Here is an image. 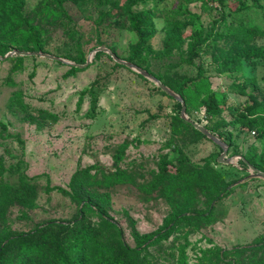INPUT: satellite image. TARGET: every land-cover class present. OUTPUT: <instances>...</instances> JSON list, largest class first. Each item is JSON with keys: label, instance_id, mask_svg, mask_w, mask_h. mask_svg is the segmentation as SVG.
<instances>
[{"label": "rangeland", "instance_id": "1", "mask_svg": "<svg viewBox=\"0 0 264 264\" xmlns=\"http://www.w3.org/2000/svg\"><path fill=\"white\" fill-rule=\"evenodd\" d=\"M19 2L17 26L0 6V241L49 225L61 240L90 232L132 264H230L220 249L264 234V179L249 162L264 139L230 111L252 105L251 96L264 101V0ZM134 13H147L138 31ZM100 48L173 92L200 72L186 90L187 118L222 145L182 124L177 100L153 79ZM15 52L30 55L4 60ZM215 105L221 113L208 118ZM225 149L229 164L219 161ZM164 158L173 173L184 169L189 189L158 184ZM78 177L88 179L78 186ZM227 185L230 195L218 201ZM88 204L104 207L122 233ZM175 211L185 218L171 237L138 255L136 233L156 232ZM205 212L211 218L202 221ZM18 246L11 242L7 256ZM252 259L264 261V252L241 253L234 264Z\"/></svg>", "mask_w": 264, "mask_h": 264}, {"label": "trees", "instance_id": "2", "mask_svg": "<svg viewBox=\"0 0 264 264\" xmlns=\"http://www.w3.org/2000/svg\"><path fill=\"white\" fill-rule=\"evenodd\" d=\"M0 6L6 8V12L9 14L12 22L16 24L14 26L20 25L23 22L24 17L22 13V5L19 0H0ZM132 15V27L138 31L142 23L146 20L147 13H134ZM196 35L197 36H195V38L197 39V41H195V43H193L190 47L192 58L196 53V49L200 45L198 40H200L201 34L196 33ZM146 41V38L141 35V42L139 47L144 45ZM102 54L104 55L105 52L99 53V55ZM259 55L264 56V49ZM108 56L111 59V55ZM77 71H79L78 68H73L70 74H75ZM140 76L145 79L142 75ZM201 78L202 74L199 72L197 76L188 77L183 81L182 85L174 89L175 92L181 95V98L184 100L187 111L190 101V98L187 97V87L189 85L195 84ZM240 92L245 93L244 89H241ZM163 93L166 94L165 92ZM251 99L253 100V104L247 106L245 109H243L242 112H239V110L235 108H231L230 111L232 115H236L238 112V115L236 116L237 122L241 123L243 126H246L251 130L257 131L264 139V101H258L257 97L255 96H251ZM213 103L216 104L215 101ZM176 105L180 110L183 108L182 104L178 101ZM97 106L98 100L95 98L91 105V116L95 115ZM221 111L222 110L218 105L209 107L207 111V117L211 118L213 116H217L221 113ZM179 114L178 119H180L182 124L189 127L193 126L187 121L184 122L181 119V115ZM208 130L210 131V129ZM195 131L199 133L203 138H206V136L200 133V131ZM210 133L214 135L213 132L210 131ZM218 137L220 138V140H224L222 136L219 135ZM249 162L259 171L264 173V150L260 155H255L251 159H249ZM159 166L161 171V178L158 181V184H179L186 189H189V179L184 172V169H182V171L178 169L176 173H173L171 171V168L174 166V164L167 158H164ZM77 179L78 186H80L82 184V180L88 178L78 177ZM230 187L231 185H227L222 192H218L216 199L219 201L227 198L230 193L227 194L226 191ZM11 193H14V196H17V198L21 197V195H15L17 193V190H12ZM74 197L76 199L79 198L76 194L74 195ZM88 205V208L90 210L97 212L101 216V218L106 222V225L109 229H117L120 231V233H122V230L121 228H119L118 223L113 217H111V215L104 207L100 205ZM81 216L82 220L80 224L83 223L82 221L84 220V213H82ZM198 217L202 221L210 220L211 218V216L207 212L199 213ZM184 218L185 213L175 211L168 217V219L164 221L163 225L156 232L146 235H140L136 233L137 248L135 252L138 255H142L149 248L169 239L178 224L182 222ZM50 231L51 226L48 225L41 229L38 228L35 231V234H21L16 238H6L0 241V264H132L129 259H124L123 257H121V255L112 246L97 242L90 232H83L79 230L72 236L61 240L57 237H54ZM11 242L19 243L18 250L13 254L12 257L7 256V246L10 245ZM235 252H240V255L235 254ZM259 252H264V234L252 244L243 247H237L231 250L220 249L218 253L223 257L225 255H231L233 259L232 261H230V264H234L236 262V258L241 256V253L258 254ZM181 255L184 258L186 256L185 251H182ZM250 263L264 264V261L262 259H252Z\"/></svg>", "mask_w": 264, "mask_h": 264}, {"label": "water", "instance_id": "3", "mask_svg": "<svg viewBox=\"0 0 264 264\" xmlns=\"http://www.w3.org/2000/svg\"><path fill=\"white\" fill-rule=\"evenodd\" d=\"M96 51L97 52L98 51H102V52L109 53L111 55V57L114 58L117 62H120V63H122V64H124V65H126V66H128L130 68L136 69L138 71V73H140L141 75H143V76H145L147 78L153 79L164 92H166L168 95H170L171 97H173L174 99H176L178 102H180L182 104V106H183V108H182V118L185 121H187L188 123L192 124L196 129H198L200 132H202L205 136H207L208 138H210L214 142L220 143V145H222V143L219 140V138H217L216 136H214L212 133H210L203 126H201V125H199V124H197V123H195V122H193V121H191V120H189L187 118V107H186V104H185L184 100L179 95H177L175 92H173L171 89H169L167 86H165L164 84H162L156 77L152 76L151 74H149L148 72L144 71L143 69L138 68L134 64H131V63L122 61L114 53H111L108 49L100 48V49H97ZM14 54H16V55H30L29 53L15 52V53H12V54L8 55L7 57H5L4 60H7V59L11 58ZM35 54L36 53H32L31 55H35ZM46 56L49 57V58H52L54 60H60V59L55 58V57L50 56V55H46ZM227 153H228V149H225L224 152H223V154L219 158V161L220 162H225L227 164L230 163V160H224V158L227 155ZM251 168L254 171L255 176L264 179V173L263 172L259 171L254 166H251Z\"/></svg>", "mask_w": 264, "mask_h": 264}]
</instances>
